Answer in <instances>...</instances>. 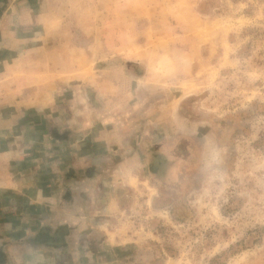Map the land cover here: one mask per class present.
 Returning <instances> with one entry per match:
<instances>
[{"label":"rangeland","instance_id":"rangeland-1","mask_svg":"<svg viewBox=\"0 0 264 264\" xmlns=\"http://www.w3.org/2000/svg\"><path fill=\"white\" fill-rule=\"evenodd\" d=\"M12 95L57 264H264V0H0Z\"/></svg>","mask_w":264,"mask_h":264},{"label":"crops","instance_id":"crops-1","mask_svg":"<svg viewBox=\"0 0 264 264\" xmlns=\"http://www.w3.org/2000/svg\"><path fill=\"white\" fill-rule=\"evenodd\" d=\"M14 101L13 95L0 101V253L4 254L1 264H57L60 252L72 258L84 251L76 244L82 230L79 227L72 231L66 240L69 246L48 247L39 242L41 236L49 235L46 213H51V218L64 216L59 209L64 206L57 174L60 171L47 174L44 162L41 166L37 158L46 153L32 148L31 142L47 141L46 135L31 136L25 131L31 110L38 107L26 104L23 116ZM39 110L45 115L47 106L40 104ZM43 119L40 123L44 124ZM64 223L68 225L65 220L58 225Z\"/></svg>","mask_w":264,"mask_h":264},{"label":"trees","instance_id":"trees-1","mask_svg":"<svg viewBox=\"0 0 264 264\" xmlns=\"http://www.w3.org/2000/svg\"><path fill=\"white\" fill-rule=\"evenodd\" d=\"M47 232H48V236H47V239L48 241L45 243L46 246L48 247H57V244L60 242V241H63L61 238H60V235L54 231L52 232L51 230L47 229ZM51 233V234H50ZM40 240L42 239V236L39 238ZM51 243V244H49ZM1 254V253H0Z\"/></svg>","mask_w":264,"mask_h":264},{"label":"bare ground","instance_id":"bare-ground-1","mask_svg":"<svg viewBox=\"0 0 264 264\" xmlns=\"http://www.w3.org/2000/svg\"><path fill=\"white\" fill-rule=\"evenodd\" d=\"M136 70V69H135Z\"/></svg>","mask_w":264,"mask_h":264}]
</instances>
